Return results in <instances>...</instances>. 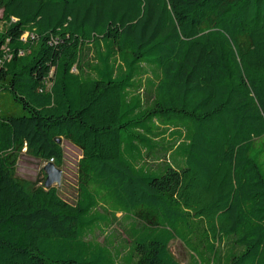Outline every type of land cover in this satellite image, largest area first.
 <instances>
[{"label":"trees","instance_id":"trees-1","mask_svg":"<svg viewBox=\"0 0 264 264\" xmlns=\"http://www.w3.org/2000/svg\"><path fill=\"white\" fill-rule=\"evenodd\" d=\"M0 8V264H264V0ZM63 139L75 204L17 176Z\"/></svg>","mask_w":264,"mask_h":264},{"label":"rangeland","instance_id":"rangeland-1","mask_svg":"<svg viewBox=\"0 0 264 264\" xmlns=\"http://www.w3.org/2000/svg\"><path fill=\"white\" fill-rule=\"evenodd\" d=\"M2 17V9L0 8V18ZM4 28L0 21V31ZM6 90L3 94H6ZM64 150V163L61 167L63 172L62 185L55 187L58 195L70 204H75L78 199V164L82 158V151L67 140H62ZM46 162L35 159L27 154L25 150L20 156L17 166V176L31 184L42 186L46 181L44 168ZM183 164L178 159L177 165ZM170 251L175 259L181 264H189L191 262V253L180 240L173 241Z\"/></svg>","mask_w":264,"mask_h":264},{"label":"water","instance_id":"water-1","mask_svg":"<svg viewBox=\"0 0 264 264\" xmlns=\"http://www.w3.org/2000/svg\"><path fill=\"white\" fill-rule=\"evenodd\" d=\"M60 143H62V140ZM44 172L46 174L45 187L47 189L62 185L63 172L60 168L56 167L54 163H47Z\"/></svg>","mask_w":264,"mask_h":264},{"label":"built area","instance_id":"built-area-1","mask_svg":"<svg viewBox=\"0 0 264 264\" xmlns=\"http://www.w3.org/2000/svg\"><path fill=\"white\" fill-rule=\"evenodd\" d=\"M50 163H54V160H51Z\"/></svg>","mask_w":264,"mask_h":264}]
</instances>
